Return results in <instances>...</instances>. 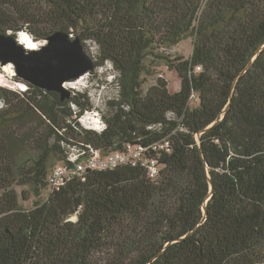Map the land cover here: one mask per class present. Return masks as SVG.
Returning <instances> with one entry per match:
<instances>
[{"label": "trees", "instance_id": "obj_1", "mask_svg": "<svg viewBox=\"0 0 264 264\" xmlns=\"http://www.w3.org/2000/svg\"><path fill=\"white\" fill-rule=\"evenodd\" d=\"M20 32L92 42L119 99L96 132L78 123L85 94L0 85V264H264V49L223 112L264 43V0H0V36ZM186 38L188 58L162 55ZM159 64L176 92L148 81ZM164 139L154 179L138 163L48 186L71 148Z\"/></svg>", "mask_w": 264, "mask_h": 264}, {"label": "water", "instance_id": "obj_2", "mask_svg": "<svg viewBox=\"0 0 264 264\" xmlns=\"http://www.w3.org/2000/svg\"><path fill=\"white\" fill-rule=\"evenodd\" d=\"M45 42L39 49L29 51L22 43L11 36H0V64H12L15 75L19 79L42 90L56 92L60 95V99L64 100L70 95L64 84L90 72L94 67L93 61L84 52L79 39H71L67 34L54 33ZM262 49H264V43L260 45L246 67L234 79L228 104L223 112L230 104L237 81L250 68ZM201 157L204 162L202 153ZM208 182L211 187L209 176Z\"/></svg>", "mask_w": 264, "mask_h": 264}, {"label": "rangeland", "instance_id": "obj_3", "mask_svg": "<svg viewBox=\"0 0 264 264\" xmlns=\"http://www.w3.org/2000/svg\"><path fill=\"white\" fill-rule=\"evenodd\" d=\"M191 42V38H186L176 45H166L161 49V53L162 55L170 57L180 56L188 58L192 50ZM45 43V41H40V43L36 44L35 46H37L39 49L41 45H44ZM82 46L84 52L92 59L93 64L97 63V66H94L90 72L79 77L78 79L66 82L64 86L69 83L67 88L65 87L69 93L73 91L75 93L85 94L89 98L92 107L90 111L84 112V121L92 120L94 122H98V120L103 115L107 114L106 109L108 103L114 102V104H116L117 100L119 99V87L118 83L116 82L117 73L110 63L104 62L100 59L98 56V50L92 42L87 41ZM157 76H161L168 82L171 93L176 92L179 89V79L173 72L168 71L165 65H158L156 72H154L153 75L148 78L150 84ZM15 78L19 79L15 75V69L12 64H0V85L12 89L18 88L20 90H25L26 85L20 79L19 81ZM72 109L76 110L75 107H72ZM81 116H78V119H80ZM46 192L47 191L43 192V198L45 197ZM32 201L30 200L26 205H31Z\"/></svg>", "mask_w": 264, "mask_h": 264}, {"label": "built area", "instance_id": "obj_4", "mask_svg": "<svg viewBox=\"0 0 264 264\" xmlns=\"http://www.w3.org/2000/svg\"><path fill=\"white\" fill-rule=\"evenodd\" d=\"M84 118L85 115L81 116L78 121L85 129L96 132L104 130L105 125L101 118L98 122L92 120L84 121ZM168 146L169 143L166 139L161 142L147 145L146 147L128 144L123 150L112 152L105 156H102L100 152L96 150L87 151L71 148L67 153L66 163L54 167L49 173L47 180L48 186L50 189L56 190L63 185L64 181L68 179L70 175L81 176L86 171L113 169L120 165L136 166L138 163L144 167L147 177L149 179H154L160 172L156 154L160 151H166ZM144 152H151L153 154L146 159H142Z\"/></svg>", "mask_w": 264, "mask_h": 264}, {"label": "clouds", "instance_id": "obj_5", "mask_svg": "<svg viewBox=\"0 0 264 264\" xmlns=\"http://www.w3.org/2000/svg\"><path fill=\"white\" fill-rule=\"evenodd\" d=\"M22 38H26L27 40H30V42L32 43V45H33V47L32 48H26L27 50H29V51H33V50H37L38 49V47L37 46H35L36 44H38V43H40V41H35V40H33L27 33H24V32H20V33H18L17 34V39H18V41H19V39H22ZM24 45V44H23ZM24 46H26V45H24Z\"/></svg>", "mask_w": 264, "mask_h": 264}, {"label": "bare ground", "instance_id": "obj_6", "mask_svg": "<svg viewBox=\"0 0 264 264\" xmlns=\"http://www.w3.org/2000/svg\"><path fill=\"white\" fill-rule=\"evenodd\" d=\"M19 41H20V43L26 45L25 47H26L27 49L33 47V45H32V43L30 42V40H27L26 38L19 39ZM68 84H69V83H67V84L65 85L66 88H67V85H68Z\"/></svg>", "mask_w": 264, "mask_h": 264}]
</instances>
